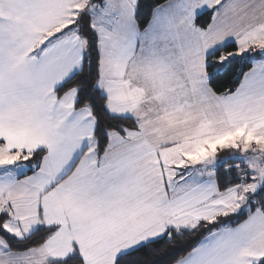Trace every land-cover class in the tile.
<instances>
[{"label":"snow or ice","instance_id":"snow-or-ice-1","mask_svg":"<svg viewBox=\"0 0 264 264\" xmlns=\"http://www.w3.org/2000/svg\"><path fill=\"white\" fill-rule=\"evenodd\" d=\"M0 264H264V0H0Z\"/></svg>","mask_w":264,"mask_h":264},{"label":"trees","instance_id":"trees-1","mask_svg":"<svg viewBox=\"0 0 264 264\" xmlns=\"http://www.w3.org/2000/svg\"><path fill=\"white\" fill-rule=\"evenodd\" d=\"M247 67L248 66H245V70H247ZM230 84H231V76L219 81L216 86L223 89V88L228 87ZM177 255H179V253H177Z\"/></svg>","mask_w":264,"mask_h":264},{"label":"crops","instance_id":"crops-1","mask_svg":"<svg viewBox=\"0 0 264 264\" xmlns=\"http://www.w3.org/2000/svg\"><path fill=\"white\" fill-rule=\"evenodd\" d=\"M30 174V173H29Z\"/></svg>","mask_w":264,"mask_h":264}]
</instances>
